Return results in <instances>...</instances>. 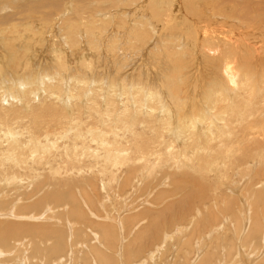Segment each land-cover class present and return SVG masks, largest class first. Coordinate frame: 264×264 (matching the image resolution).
I'll return each instance as SVG.
<instances>
[{
	"label": "bare ground",
	"instance_id": "bare-ground-1",
	"mask_svg": "<svg viewBox=\"0 0 264 264\" xmlns=\"http://www.w3.org/2000/svg\"><path fill=\"white\" fill-rule=\"evenodd\" d=\"M5 1L1 32L19 29L15 19L32 10L31 17L39 13L36 23L67 16V39L75 47L82 37L93 41L98 23L122 22L128 50L157 45L152 53L167 69L160 68L164 92L149 86L153 78L143 70L145 78L135 79L132 71L119 79L115 72L105 85L84 78L65 91L64 72L42 69L29 81L15 76L9 85L0 76V264H45V258L62 264L64 251L54 259L45 253L63 247L65 228L70 236L79 230V246L87 249L82 254L115 264L105 252L116 233L122 238L125 228H157L182 217L184 235L191 228L187 238L178 237L179 229L164 232L154 252L134 264H176L177 255L179 264H264V0ZM134 9L132 17L123 16ZM109 46L116 48V37ZM8 48L12 60L21 59ZM120 54L116 70L127 73L126 54ZM202 60L216 73L211 83L187 74H197ZM60 66L65 69V61ZM204 85L206 92H199ZM231 221L235 255L226 252V258L212 241L216 235V246L223 242ZM145 238L135 242L134 257L160 236ZM173 239L178 245L171 262L164 247ZM121 264H130L129 254Z\"/></svg>",
	"mask_w": 264,
	"mask_h": 264
},
{
	"label": "rangeland",
	"instance_id": "rangeland-1",
	"mask_svg": "<svg viewBox=\"0 0 264 264\" xmlns=\"http://www.w3.org/2000/svg\"><path fill=\"white\" fill-rule=\"evenodd\" d=\"M8 1L9 0H6L5 2L9 3ZM73 1H76V0H73ZM122 4H124V3H122ZM5 5H6V3H5ZM11 5L12 4H10L9 7L12 10V9H14V6H11ZM162 5H163V11H167L165 9L164 4H162ZM120 6H119V10L120 9L122 10L123 7H120ZM107 10H109L110 13L114 12V10L112 9L111 6L108 7ZM135 11H136V9L132 10L131 11L132 13L127 12L126 15H123V16L132 17L135 14ZM14 12H15V10H13L12 13H14ZM36 12H37V10H32L29 14H26V17H22L20 19H15V21L18 23L17 26L19 27V29L16 28V30H13L12 32H10V31L1 32L0 31V76H3V79L7 81V85L10 84V82H8V81L11 80V82H12V80L14 79L15 76H21L26 81H29V78L34 77L37 74V72L42 71V69H43V71L48 70L45 72H50V73L54 72V71H56L57 74H59L60 72H64L65 73L64 76H66V78H64L61 75V80L63 81L62 91H65L66 87L68 89H70V88L74 87L75 85L79 84L78 79L101 78L104 81L103 85H105L104 83L107 84V82H108L107 80L109 79L110 75L113 77L115 74H118V77L120 79L121 75H126V74L128 75V73H131L133 71L132 76H134L135 79L145 78V75H143V74L145 73L147 75V73H148V76H149L148 79H150V77L152 76L151 78H153V79L152 80L150 79V80L154 83H153V86H151L149 84H147V85H149L152 88L153 87L160 88L161 91L164 92L163 81H161L162 73L160 71V68L163 69V67H164V69L166 70L167 64L165 62H164V64H161V66H163V67H160L157 64V60L155 59V57L152 53L154 50V47H156L157 45H152L149 49H147L145 47L144 48L139 47V49L132 48L131 50H128V49H130L128 43H127L128 46H126V44H123V42H126L125 39H127V36H128L127 33H126V35H124V33H123L125 31L123 26L126 27V24L121 22V26H122V28H121V26L118 23L111 25V26H107L105 24H99L98 23V25H96V27L94 29L95 32H94L93 41L89 42L91 39L87 36L84 38L82 37V39L79 40V45L74 47V45L70 44L69 40L67 39V33H69L67 16H63V17L58 18V19H47L44 23H36L35 20H36V18H38V17H36V15H38L39 13L36 14L34 17H31V14H34ZM106 13H108V12H106ZM119 13H122V11H118L117 14L120 15ZM128 13H130V14H128ZM14 15H15V13H14ZM182 20H183V18H180L179 22H181ZM176 24L177 23H173L172 27L176 26ZM128 27L131 28L130 26H128ZM80 29L82 30L83 26L81 27V25H80ZM41 31L44 32L42 35H40ZM170 32H171V28H170ZM170 32L168 33L166 39L170 38ZM20 35H21V38H19ZM113 37L117 38V46H116L117 49L116 48L112 49V47L109 46V44L111 42V38L113 40ZM17 38H19V40L16 41V43L19 42L17 45L13 46L11 44L10 45L7 44L9 42L14 41ZM86 39H88V40H86ZM4 44L11 46V47H14V49L17 50L16 54L20 55L21 59H18V60L13 59L12 60L9 57V53L11 56L12 51L9 50L8 46H5ZM19 46H21L20 49H19ZM158 47H160V46L158 45ZM125 49H126V51H125ZM134 49L137 50L136 51L137 54L135 53ZM120 51H124V54H126V57H125L126 60L124 61V63L127 62V63H125V64H127V66H126L127 68L125 67V65H123V67L125 70L126 69L128 70L127 73H124L123 72L124 70L120 71L118 73L116 70V68L122 67L121 62H119V61L122 60L121 58H123V54H120ZM139 52L140 53L143 52V53L138 55ZM198 53L201 54L199 51H198ZM26 61L28 62L27 64H26ZM62 61L63 62L65 61V65H66L65 69L61 68V66H60L61 63L63 64ZM88 64H89V66H88ZM131 64L133 65L132 67H131ZM134 64L136 66L138 64H140L137 66L138 68L140 66H142V67H140L139 69H136L137 67L134 66ZM144 66H146V67H144ZM210 67H211V65L209 64L208 61L202 60L200 65L198 64V69H200V70H198L197 74L196 73H194V74L187 73V74L196 76V80H199V81H197L199 84H203V83L205 84V82H207V81H210V83H211L212 79L216 73H215V71H211ZM262 67H264V66H262ZM131 69H134V70H131ZM140 69H141V71H140ZM129 70H130V72H129ZM138 70L141 73V74L138 73L139 76H137ZM142 70L144 73L142 72ZM113 73H115V74H113ZM197 76H199V77L197 78ZM1 79H2V77H0V80ZM126 80H128V79H126ZM56 82L57 81H55L54 84ZM147 85H145V86H147ZM205 88H206L205 85H204V87L199 88V92H203V91L206 92L207 89H205ZM0 89H3V84L1 81H0ZM17 89H19V86L15 90H17ZM3 92H2V94H3ZM14 104L19 105V102H14ZM38 179H40V178H38ZM97 181H98V184H100V181L96 180V182ZM241 184H243V180H242ZM245 184L246 183H244L242 186H244ZM80 185H82V184H80ZM236 187L237 186H235L234 189L237 191ZM1 188L2 187H0V189ZM115 193H116V196L119 195V194H117L118 192H115ZM238 193H239V196L242 197L241 191L240 192L238 191ZM138 196L142 197V193L138 192L137 195H135V197H136L135 199L137 201H138V199L140 200V198ZM109 198L111 199L112 197H109ZM235 198L237 199L239 197L235 196ZM95 203H96V201H95ZM137 203L138 202H136L134 204V206ZM83 204H84V202H83ZM96 208H97L96 206L92 208V210L95 213H97V211H95ZM54 210H55V208H54ZM86 214H89V212L86 211ZM100 215L101 214H99V216ZM226 215H228V214H226ZM210 218L212 220H215L217 217H215V216L213 217V215H212V217L210 216ZM170 219H171V217H170ZM186 219L187 218H185V217H182L179 220H175L173 218L169 223H166V221H165L164 223H166V224L163 225L162 227H157V228L144 227L142 229L139 227L135 232H133V228H131L130 231H128V229L125 228V230H123V232H122V238L118 233H116L117 238L114 240V245H110L109 243H106L107 251L105 253L108 254V256L112 259V261L115 262V264H121L122 261L124 262V259H126L127 254H129V256H130V264H134L136 262H139L141 259L145 258L146 254L154 252L153 249H154L155 245L159 244L161 242V240L163 239L164 232L167 233L168 235H173L176 233L177 229H179V233H178L179 236L178 237H180V234L182 233L181 236H183V237L186 236V238H187L191 228L189 227L187 229L188 234L184 235L185 234L184 227L186 226L185 225ZM94 220L95 219H93L92 221H94ZM176 224H180V226H177ZM233 227H234V222L231 221L229 226H228L229 235L224 236L223 242L220 241L218 247L216 246V243H215L216 235H214V237H213L214 242L212 241V246H213V250H215V252H218L219 255L223 254L226 257V252L228 254H230V256L235 255V253L232 250V245L236 241L235 236L233 237V234L231 233V230ZM208 229H209V227H208ZM60 230L63 231L62 228ZM71 230H72V228H71ZM75 230L79 231L77 229H74V231H72V233L73 232H75V233L71 234V236H72L71 237L70 236L71 232L69 231V228H65V232H66L67 237L60 238L64 242V245L56 254H54L53 251L49 252V249H46L47 252L46 253L44 252V253L45 254L48 253L47 256L50 257V259H54V258L58 257L59 255H61V252L64 251V253L62 254L61 257H64V255H67V259L62 260L60 262L62 264H71L72 262H73L72 264H75V263L85 264V261H84L85 259L87 260V262L89 261L91 264H94V262L96 264H98L99 258L98 257L95 258L92 254L93 252H89L87 255H84V253L86 252L87 249L84 247L80 248V246H79L80 240L78 238H80V239H82V238H81V236H78V234L76 233ZM38 232L39 231L36 230V234L33 235L35 233V230H32V235L33 236H38V235L44 236L45 235L44 231H41L39 233ZM143 234H146V238L143 239V242H148V240L156 234H158L160 236V238H158L157 240L152 239V246L149 247V251H147V249H146L143 253H141V255L139 257H134L132 255V252H134V249L135 250L138 249V246L135 242L139 238H141ZM75 235H77V236H75ZM99 235L100 234L98 232V236ZM256 237L257 236H255L254 239L258 238V237L257 238ZM55 241L56 240L54 238V242ZM256 243H259V239L256 241ZM97 244L98 243H96V245ZM3 245H4V243H3ZM91 245L92 244H89V247H91ZM96 245H94V246H96ZM177 245H178L177 240L173 239L172 241H169L166 244V246L164 247V250L167 253H169L168 256H170L171 262H174V260H175L174 251H175ZM127 246H128V248H127ZM6 247H7V245H4L5 249H6ZM75 248L80 249V251L75 249ZM9 250L10 249H7L6 251H9ZM82 250L84 252L83 254H82ZM71 251L74 254L73 257L75 255H76V257L79 255L78 258L79 257L80 258L78 259V258L74 257L76 260H73V261L71 260V262H70ZM254 253H257V251H254ZM262 253L263 252L260 251L258 253L257 257H260L261 255H263ZM189 255H191V254H189ZM189 255H187V256L190 257ZM81 256H82V258H81ZM177 256H178V261L176 264L182 263V261H183L181 259L182 256H179V255H177ZM195 256L196 255L193 254L190 259L194 260ZM172 258H173V260H172ZM47 261H48V259L45 258L42 260V263L47 264ZM78 261H79V263H78Z\"/></svg>",
	"mask_w": 264,
	"mask_h": 264
}]
</instances>
